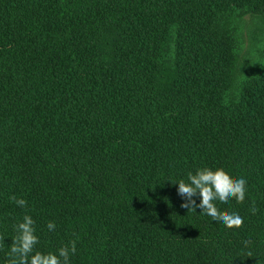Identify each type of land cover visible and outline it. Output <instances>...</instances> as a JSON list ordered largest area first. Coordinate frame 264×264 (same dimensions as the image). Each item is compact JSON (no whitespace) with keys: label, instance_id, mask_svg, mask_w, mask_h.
I'll return each mask as SVG.
<instances>
[{"label":"trees","instance_id":"1","mask_svg":"<svg viewBox=\"0 0 264 264\" xmlns=\"http://www.w3.org/2000/svg\"><path fill=\"white\" fill-rule=\"evenodd\" d=\"M251 14L264 0H0V264L25 214L70 264H264V72L227 91ZM201 166L246 179L216 205L239 227L180 206L171 181Z\"/></svg>","mask_w":264,"mask_h":264},{"label":"clouds","instance_id":"2","mask_svg":"<svg viewBox=\"0 0 264 264\" xmlns=\"http://www.w3.org/2000/svg\"><path fill=\"white\" fill-rule=\"evenodd\" d=\"M177 194L182 198L181 207L187 210L199 208L200 214L210 217L213 221L227 228L239 227L243 218L236 212H220L217 202L227 205L231 199L237 203L243 202L246 193V179L244 177L231 178L220 167L201 166L190 171L183 178L175 179ZM198 197V201L194 199ZM10 199L23 208L26 201L15 196ZM256 211L255 208L252 209ZM31 215L25 214L15 224V236L11 238L8 247V264H70V256L75 253V243L61 245L51 252H44L35 246L38 236ZM56 227L54 221H47L46 228L49 231Z\"/></svg>","mask_w":264,"mask_h":264},{"label":"rangeland","instance_id":"3","mask_svg":"<svg viewBox=\"0 0 264 264\" xmlns=\"http://www.w3.org/2000/svg\"><path fill=\"white\" fill-rule=\"evenodd\" d=\"M237 20L235 36L240 61L227 90L230 96L238 92L247 79L264 72V16L251 14Z\"/></svg>","mask_w":264,"mask_h":264}]
</instances>
